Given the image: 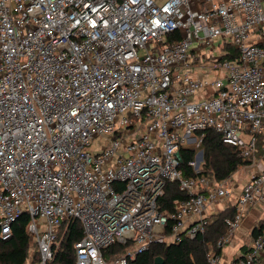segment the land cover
<instances>
[{"label": "built area", "instance_id": "built-area-1", "mask_svg": "<svg viewBox=\"0 0 264 264\" xmlns=\"http://www.w3.org/2000/svg\"><path fill=\"white\" fill-rule=\"evenodd\" d=\"M207 129L249 167L197 175L200 147L185 177L179 151ZM168 183L187 195L172 212L158 205ZM220 202L233 217L207 264H264V0H0V240L27 214L35 264H54L77 222L74 264H131L204 234ZM254 208L258 233L224 257ZM114 244L130 246L107 262Z\"/></svg>", "mask_w": 264, "mask_h": 264}, {"label": "trees", "instance_id": "trees-1", "mask_svg": "<svg viewBox=\"0 0 264 264\" xmlns=\"http://www.w3.org/2000/svg\"><path fill=\"white\" fill-rule=\"evenodd\" d=\"M224 51H228L226 56L230 60L238 57L237 51L229 45L223 46ZM262 139V138H261ZM262 140L260 141L261 144ZM203 151V163L200 173L207 178L216 181H223L233 174L239 167L251 164V159H244L240 156L237 148L224 143L221 135L213 129L204 131L201 145ZM196 151L192 147H183L179 151L181 157V168L185 177H192L195 174L188 164L193 161ZM260 155V152H259ZM186 193L180 191L176 183H168L165 193L158 205L160 210L172 212L175 200L186 199ZM232 209L227 208L219 212L215 217L209 218L204 234L193 240H182L179 243L164 246L153 244L149 249L135 255L131 264H156V258L162 259L161 264H207V254L212 249L220 254L216 248L217 241L226 231V218H232ZM29 218L27 214H22L12 225L11 236L8 240H0V264H35L39 257L37 253L30 254L31 241L27 235L26 227ZM264 231V224L260 227V232ZM258 231H254L255 236ZM60 249L56 253L54 264H74V244L82 238V232L77 222H71L68 230L62 231L60 238ZM130 244H114L103 251L104 259L109 262L111 256H125ZM245 248L243 247L242 250Z\"/></svg>", "mask_w": 264, "mask_h": 264}, {"label": "rangeland", "instance_id": "rangeland-1", "mask_svg": "<svg viewBox=\"0 0 264 264\" xmlns=\"http://www.w3.org/2000/svg\"><path fill=\"white\" fill-rule=\"evenodd\" d=\"M158 3H162V0H158ZM204 53L207 54V55H211L212 58H221L223 56V53L220 49V47L215 43V46H214V50L212 52H210V48L208 47L207 49L204 50ZM205 72V70L203 72H201V74H203ZM107 142L105 140H100L98 138L94 139L93 142H92V150H98L100 149L101 145H105ZM195 149V151H198L200 150V146L199 147H196L193 145V147ZM260 164H262L260 162ZM249 167V166H248ZM242 173H246L245 170L244 171H239L238 175L242 174ZM234 176L233 177V181H239L241 182V179L244 178L241 177L240 179V176ZM246 179V178H245ZM244 181L242 180L241 183H243ZM225 207V204L224 202H220L218 204H213L211 205L210 209H208V212H209V218H213L215 217L223 208ZM263 215L260 214V217H262ZM246 217V215H244V218ZM242 233V232H241ZM243 238H244V234L242 233L241 236H235L232 241L225 245V247L223 248L222 252H223V255L227 256V258L231 259L234 254L236 253L237 251V248L242 245V244H247L248 243V238L247 240H244L243 241ZM244 242V243H243ZM31 255H32V252H31Z\"/></svg>", "mask_w": 264, "mask_h": 264}, {"label": "crops", "instance_id": "crops-1", "mask_svg": "<svg viewBox=\"0 0 264 264\" xmlns=\"http://www.w3.org/2000/svg\"><path fill=\"white\" fill-rule=\"evenodd\" d=\"M247 174L248 173H242L240 175H238V174L237 175L240 176V179H241V177L244 176V178L241 179V182H242V180L245 182L246 179H247ZM239 181H236V183H235L237 185V187H240L244 183V182L241 183ZM236 193H237V191H236ZM222 211H223V209L220 212H222ZM259 219H260V211H259V209H257V208L251 209L247 213L246 217L243 219V222H242V224L240 226V229L237 231L235 236H241L242 233H243L244 234L243 241L247 240V238H248V243H249L251 236H253V231H254L253 229L255 228V225L257 224ZM247 244H242L238 248H243V246H246ZM224 257L227 258V256H225V255H224Z\"/></svg>", "mask_w": 264, "mask_h": 264}, {"label": "water", "instance_id": "water-1", "mask_svg": "<svg viewBox=\"0 0 264 264\" xmlns=\"http://www.w3.org/2000/svg\"><path fill=\"white\" fill-rule=\"evenodd\" d=\"M197 161H198V162L201 161V154H199ZM155 262H156V264H161V263H162V259H160V258H156Z\"/></svg>", "mask_w": 264, "mask_h": 264}]
</instances>
